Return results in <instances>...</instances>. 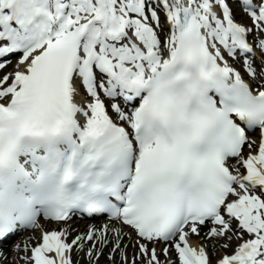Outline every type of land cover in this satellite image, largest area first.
Instances as JSON below:
<instances>
[{
  "label": "snow or ice",
  "instance_id": "snow-or-ice-1",
  "mask_svg": "<svg viewBox=\"0 0 264 264\" xmlns=\"http://www.w3.org/2000/svg\"><path fill=\"white\" fill-rule=\"evenodd\" d=\"M25 232L23 264H264V0H0V257Z\"/></svg>",
  "mask_w": 264,
  "mask_h": 264
},
{
  "label": "bare ground",
  "instance_id": "bare-ground-1",
  "mask_svg": "<svg viewBox=\"0 0 264 264\" xmlns=\"http://www.w3.org/2000/svg\"><path fill=\"white\" fill-rule=\"evenodd\" d=\"M74 225V224H73ZM75 228H77L79 231H81V233H83V230H86L85 228H83L82 230V225L79 223H76L74 225ZM96 228H100V226H95ZM89 228V226L87 227ZM196 241V239H194ZM196 244H198V242H196ZM10 248V247H8ZM107 250V249H106ZM5 253V255L8 257V259H4L3 257H0V264H15L10 260L11 257V253H13V251L11 249H6L5 251H3ZM15 258V257H14ZM84 263H86L87 261L85 259H82ZM23 262V261H22Z\"/></svg>",
  "mask_w": 264,
  "mask_h": 264
}]
</instances>
